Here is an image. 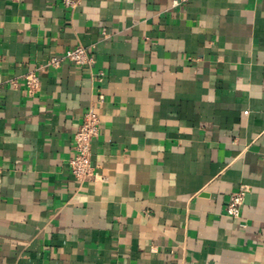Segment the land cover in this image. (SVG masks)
Instances as JSON below:
<instances>
[{"label": "crops", "instance_id": "obj_1", "mask_svg": "<svg viewBox=\"0 0 264 264\" xmlns=\"http://www.w3.org/2000/svg\"><path fill=\"white\" fill-rule=\"evenodd\" d=\"M74 1L0 0V264H264V0Z\"/></svg>", "mask_w": 264, "mask_h": 264}, {"label": "built area", "instance_id": "obj_2", "mask_svg": "<svg viewBox=\"0 0 264 264\" xmlns=\"http://www.w3.org/2000/svg\"><path fill=\"white\" fill-rule=\"evenodd\" d=\"M181 0H174L177 5ZM185 1V0H182ZM67 5L74 6V0H65ZM65 60H68L75 66L92 67L95 63L94 56L83 46H77L68 54L62 57H53L48 61L51 66H60ZM41 87L40 78L35 71L26 75L27 92L31 95L37 93ZM100 118L94 106L84 112L81 122L74 135V155L70 159L71 171L75 178L84 181L93 174L91 163L92 143L99 135ZM247 187L242 186L235 192L226 206L227 214L232 218L241 217V209L247 193Z\"/></svg>", "mask_w": 264, "mask_h": 264}, {"label": "water", "instance_id": "obj_3", "mask_svg": "<svg viewBox=\"0 0 264 264\" xmlns=\"http://www.w3.org/2000/svg\"><path fill=\"white\" fill-rule=\"evenodd\" d=\"M247 197V196H246Z\"/></svg>", "mask_w": 264, "mask_h": 264}]
</instances>
